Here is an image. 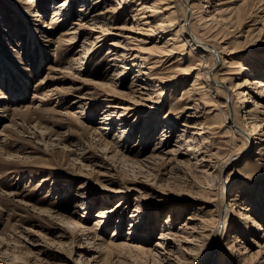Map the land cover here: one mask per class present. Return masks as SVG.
Segmentation results:
<instances>
[{
	"label": "rangeland",
	"instance_id": "obj_1",
	"mask_svg": "<svg viewBox=\"0 0 264 264\" xmlns=\"http://www.w3.org/2000/svg\"><path fill=\"white\" fill-rule=\"evenodd\" d=\"M32 1V11L36 12L26 13V9H22L25 15L23 17L17 7L23 6L19 1L0 0V264H164L154 254L153 246L158 241L166 219H172V231L175 232L192 215L215 218L214 208H203L199 198L214 201L215 191L220 186L219 168L231 154L239 157L227 171V174L231 173L229 181L233 187L232 198L240 190L244 189L245 192L240 193L241 200H236L238 205H234L228 227L233 225L235 212L240 206L252 204L250 201L258 195L260 200H264V167L255 162L262 156L259 153L253 154V151L241 153L243 150L252 149V143L249 144L240 137L234 140L239 145L232 143L229 140L231 133L225 128L216 136L224 158L218 157L220 166L211 175L206 174L205 168L194 164L189 157L176 152L167 153L171 147L177 149L170 146V143L180 133L178 130L184 122L183 117L177 120L178 123L172 122L174 128L166 133L162 147L159 148L163 150V157H154L153 153L156 144L161 140L163 128L168 130L166 124L160 120L170 112L172 106H175L176 112H182L186 116L185 108L191 98L185 91L193 82L197 71H190L186 80H180L179 83L174 81L170 87H164L162 111L160 110L155 119L148 118L144 113L145 108L140 105L125 118H118L119 115L115 113L116 120L114 119L113 125L103 132L101 128L105 124L102 117L107 105L104 101L94 102L89 97L98 92L99 83L108 82L109 77L117 78L113 73L122 63L110 61L109 43L125 44L126 40L122 35L126 31L121 34L120 30L112 27L111 31L115 35L106 39L94 53L90 50L81 59L84 55L81 51L85 50L81 47L83 37L76 38L75 43L70 44L68 37L61 35L65 31L63 22L53 23V7L62 4L64 0ZM89 3L91 4V0H88ZM138 3L139 0L133 6H127L123 20L130 17L133 7ZM217 4V7L228 4L238 8L242 5L240 9L247 14L241 26L244 25L243 31L245 34L249 32L251 44L256 46L255 49H246L245 46L231 48L227 39V49L220 52L227 64L231 62L234 66L240 56L248 62L253 57L264 61V49L258 48L264 41V35L256 41L257 33L264 25V0H221ZM25 6L27 4L23 7ZM80 8L81 3L74 1L67 7L68 11H64V19H69L66 28L84 15L79 13ZM35 13L38 14L32 16ZM255 19H261L258 21L260 23L254 21ZM123 20L120 25L125 23ZM193 22V31L202 36L198 22ZM170 36L168 34L165 39L154 37L149 40V46L157 41L163 43ZM244 39L242 37L241 40ZM207 41L214 42L209 39ZM164 59L160 67L152 69V72L166 80L175 76L178 71L189 68L188 54L183 56L174 53ZM213 59L212 56L209 61ZM194 61L193 59L191 64ZM133 75L135 72L126 69L120 80L117 79L124 82V86L119 84L118 88L124 93L122 97L125 99L111 100L125 103L127 99L138 98L128 89ZM108 89L111 90L112 87ZM219 92L225 98L227 92ZM118 105L125 107V104ZM246 106L243 109L237 96L232 95V109L235 110V121L238 125L244 122V111L252 109ZM146 118L150 119L151 127L149 134L143 136L142 128ZM212 119L221 121L216 112L212 114ZM157 122L158 128L155 130ZM123 129L128 133L122 132ZM102 133H105V137L101 136ZM105 139L118 144L117 155L115 150H105ZM185 145L184 142L177 149L178 152H183ZM122 154L126 158H122ZM263 163L264 156L260 164ZM105 173L107 176L103 175ZM110 175L112 176L109 177ZM119 190L122 192L116 193ZM256 200L254 202H258ZM254 202L253 210L249 214L264 227V209ZM121 203L124 204L123 207L114 214ZM137 204L144 210L141 213L142 230L137 235L146 238L145 246L150 252H142L129 245L128 248L124 246L114 249L115 251L100 249V252L92 250V247L88 248L90 251H85L80 247L88 246L85 234L80 231L73 234L64 220V217L74 214L76 218L82 216L81 220L91 226L97 219V212L105 208L108 217L99 224V239H92V242L99 244L109 241L114 233L124 241L130 236L127 234L133 225L131 223L138 221L135 216H131ZM137 214L136 212L135 215ZM214 224L211 222V228ZM224 231L225 219L220 227V238ZM240 235V240L244 241L240 245L249 247L251 252L258 249L250 240L251 236L247 240L246 236ZM259 241L263 242L264 239ZM206 248L209 253L212 243ZM93 256L98 257L89 262L88 259ZM222 261L225 264V259ZM233 264L240 263L235 260Z\"/></svg>",
	"mask_w": 264,
	"mask_h": 264
},
{
	"label": "bare ground",
	"instance_id": "obj_2",
	"mask_svg": "<svg viewBox=\"0 0 264 264\" xmlns=\"http://www.w3.org/2000/svg\"><path fill=\"white\" fill-rule=\"evenodd\" d=\"M17 1L23 4V6L27 4L25 7L17 6L19 7V9H17L22 13L23 17L25 15L22 9H26V13L29 12L32 14V12H36L32 11L34 5L32 0ZM74 1H79L81 3L79 13L84 15L71 22V26L66 28L65 25L69 22V19L67 17L64 19L65 14L63 13L65 10L68 11L67 7ZM136 1L137 0H91V4H88V0H64L62 4L60 3L53 7V23L63 22L62 24L65 31L62 32L63 34L61 35L64 37L66 36V38L68 37L70 44L75 43L76 38L83 37V40H81V47L85 50L81 51L84 52L81 59H84L90 50L94 53L103 45L106 39L115 35L113 33L114 31L112 32L111 30L118 29L121 34H123V31H126L124 32L125 35H122L123 39L126 40L125 44L122 45V42L109 43L108 52L111 53L110 61L122 63L121 66H117L119 68L121 67V70H118L119 68L114 70L115 73L113 74H115L117 78L109 77L108 82L99 83V87H97L98 92L89 97V99H92L94 102L104 101L107 105L102 117L103 124H105V126L101 128L103 132L110 129L111 125H113L114 119L116 120V117H114L115 113L119 115L118 118H125L131 110L140 105H143V108H145L146 111H144V113L147 114L148 118L151 120L155 119V116H157L162 109V103L164 102V87H170L171 83L174 81L179 83L180 80H186L187 77H189V73L197 71L193 82L185 91L188 97L191 98V102L185 108V113H187L186 116H184L182 112L180 114L176 112L175 106H172L170 112L161 118L162 120L160 121L166 124L165 126L168 130H165V127L163 128V135L161 140L156 144L155 152L153 153L154 157H163V150H159V148L162 147L164 139L167 136L166 133L170 128H174L172 122L178 123L177 120L183 117L184 122L180 124L182 127L178 130L180 133L177 134L175 140L170 139V146L173 145L178 149L185 142V149L183 152H178L177 149L171 147L169 150L167 149V153L176 152L179 153V155H185L189 157V160H192L194 164L203 166L205 168L204 172L211 175L217 167L220 166L218 165V157L220 156V158H222L224 156V154L222 156V147L220 142L217 141L216 136L225 128L226 131L231 133V138L229 140H231L232 143H234V140L239 139V137L249 144L252 143V149L243 150L241 153H246L247 151H253L255 155L259 153L262 157L258 158L255 162L264 167V163L260 164L264 156V61L257 57H253L250 63L243 56H240V60L238 62L233 61L236 64L233 63L234 66H232L231 62L227 64V61L220 55L222 53L221 50L225 51L227 49L225 43L227 39L229 42L228 45L231 44V48L245 46L246 49H255L256 47L251 44L249 32L245 34L243 31L244 25L241 26L247 14L245 10L240 9L242 5L239 8L236 6L232 7L228 4L217 7V5H219L217 1L220 3L221 0H139L137 6L133 7V13L130 11L132 13L131 15L129 14L130 17L123 20V13L127 10V6L129 4L133 6ZM88 7L89 11H87ZM36 14L38 13L32 16H36ZM122 20L125 23L120 25ZM194 20L198 22L197 26L201 29L200 35L202 36L196 35L193 31L192 24ZM259 20L261 19H255L254 21L260 23L258 22ZM168 34L171 36L165 42L162 43V41H157L152 46H149V43H151L149 40L154 39V37L165 39ZM262 34L264 35V25L257 33L256 41H259ZM34 35L36 36V34ZM239 37L241 39L245 37V39H238ZM207 39L214 40V42L208 43ZM128 43L130 46H126ZM159 43H162V45ZM258 48L264 49V41L259 44ZM186 51V54L189 55V68L178 71V73L170 77L169 80L152 72V69L160 67L161 63L165 61L164 58L166 56H171L174 53H179L184 56L186 55ZM212 56L214 59L209 61V58ZM193 59L195 61L191 64ZM126 69L135 72L128 89L133 96L136 95L138 98H132V100L127 99V103L114 102L116 100L111 99H125L122 97L124 93L118 88L119 84L124 86V82L123 80L117 81V79L124 75ZM108 87H112V89L110 90ZM246 89H250L251 91H245ZM220 90H225L227 92L225 98L220 94ZM234 94L237 96L238 103L241 104L243 109L246 106L244 105L245 103H250L246 108H252L251 110L244 111V122H241L243 126L238 125L235 121L236 113L235 110L232 109V95ZM115 103L117 105H115ZM118 104H125V107H120ZM215 112L221 117L220 122L212 119V114ZM150 119L147 120L146 118L144 120V126L142 128L143 136H147L150 132ZM157 128L158 122L155 124V130ZM122 132L128 133L126 129H123ZM104 134L102 133L101 136H104ZM145 139L146 138H143V140ZM120 141H122L121 138ZM235 142L237 143V141ZM117 145V143L106 139L103 143L105 150L112 149L116 151ZM225 148L224 146V149ZM233 150H235L234 147ZM115 155H117V151ZM122 156V158H126L125 154H122ZM238 158L239 157L232 154L229 155L226 160H224L225 162L221 168H219L218 175L220 178V186L217 191H215L216 197L214 201L211 202L207 199L199 198V202L203 203L205 206H203V208L211 206L214 208L215 218L192 215L187 218V221L182 222L175 232L172 231V219H166L164 225L165 229L163 228L161 230L162 232L160 236H158V241L153 246L154 254L158 255L164 264H222L223 259H225V264H233L235 260H238L240 264H264V241H259L264 239V227L258 224L254 216L252 217L251 214H249L251 210H253L252 204L254 201H257L256 199H258V202L254 203L258 204L257 206L259 208L264 209L262 208L264 207V200H260V196L256 195L257 198L250 201L252 204L247 203L248 205L244 207L239 205V210L235 212L234 223L232 226L228 227L234 205H238L236 200H241L240 193L245 192L242 188L243 190H240L239 194L234 199L232 198L233 187L232 183L229 181V175L231 173L227 174V171L228 168L236 163L235 161ZM210 170L213 171L210 172ZM103 175L107 176V173ZM111 176L112 175L109 177ZM119 192H122V190L116 193ZM233 200H235V202H233ZM261 202L263 204H259ZM125 203L126 201L124 204ZM124 204H119L120 206H118L119 208L114 214H116ZM143 211L140 204H137L133 209V214L131 216H135L138 221L131 223L133 225H131L130 230H133L135 235L133 234L134 232L132 233L129 230L127 235L130 236L127 237L126 240L121 241L119 237H116L117 234L114 233L109 241L99 244H96L95 241L92 242V239H99V224L102 219L108 217L105 208H101L97 212L95 215L97 219H95L94 224L91 226L81 220L82 216L76 218L74 214L69 217H64V220L73 234L79 231L85 234L88 246L86 248L84 245L80 246L83 247L85 251H90V249H88L90 247L93 248L92 250L96 249V251H100V249L111 251V249H119L120 247L122 248L129 245L133 248L135 247L134 249H138L139 251L150 252V249L145 246L146 238L138 236L143 226V217L141 214ZM136 212L138 213L137 215H135ZM262 215L264 217V210ZM224 219L225 231L220 238V227L222 226V222L224 223ZM211 222L215 223L212 228ZM232 230L234 232H232ZM184 232L187 234L183 235ZM137 233L139 234L137 235ZM239 234L243 235V237L246 236L247 240V237L251 236L250 240L253 241L254 245H257L258 249L251 252L252 250H249V247L247 248L246 246L240 245L244 243V241L242 242V240H240L241 237L239 238ZM211 243L212 250L208 253L206 252V247ZM97 257L98 256H93L88 260L89 262L91 260L95 261Z\"/></svg>",
	"mask_w": 264,
	"mask_h": 264
}]
</instances>
